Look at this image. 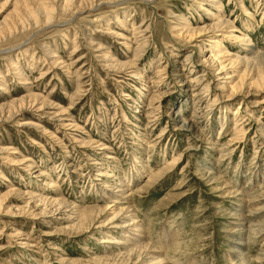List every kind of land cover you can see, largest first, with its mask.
<instances>
[{
	"label": "rangeland",
	"instance_id": "374dc122",
	"mask_svg": "<svg viewBox=\"0 0 264 264\" xmlns=\"http://www.w3.org/2000/svg\"><path fill=\"white\" fill-rule=\"evenodd\" d=\"M17 1L0 110L51 105L0 120V264H264V0Z\"/></svg>",
	"mask_w": 264,
	"mask_h": 264
},
{
	"label": "bare ground",
	"instance_id": "6f19581e",
	"mask_svg": "<svg viewBox=\"0 0 264 264\" xmlns=\"http://www.w3.org/2000/svg\"><path fill=\"white\" fill-rule=\"evenodd\" d=\"M20 2H21V0H18L17 1V6H19V4H20ZM84 3V2H83ZM69 4V3H68ZM71 4V3H70ZM21 5V4H20ZM81 5V4H80ZM21 7V6H20ZM70 8V7H69ZM80 8V7H79ZM15 17H16V15H15ZM17 18H18V16H17ZM15 19V18H14ZM49 21V20H48ZM221 23H219L218 24V26L217 27H215V28H213L211 31H209L208 33H214V30H216V29H218V28H222V27H226V26H228V25H231V23L230 22H228V21H220ZM13 23V22H12ZM1 25L4 27V28H2V27H0V36L1 35H3V33H4V31L5 30H7L8 29V27H9V25H11V22H7V20L4 22V23H1ZM0 25V26H1ZM17 25V24H16ZM178 25H180V24H178ZM181 26V25H180ZM183 27V26H182ZM189 27V26H188ZM188 27H186L187 29H184L183 28V31H181L180 32V34L179 35H184V34H186V36H185V38L187 37V38H189V39H194V37L195 36H198L200 33H202L203 35L204 34H206L207 32H204L206 29L205 28H203V29H192V28H188ZM16 27H14V28H12V29H15ZM9 30V29H8ZM179 30H182V29H179ZM7 32V31H6ZM179 32V31H178ZM8 33H10V30L8 31ZM6 35H8V34H6ZM217 36H221V35H217ZM8 36H5V37H3V36H1L0 37V41L1 40H3V39H5V38H7ZM186 38V39H187ZM212 40H209V42H211ZM224 42H222V44H223ZM217 44H218V47L217 48H219V47H221V42L219 41V42H217ZM9 50V49H8ZM8 50H4L2 53H6ZM220 52H223L222 50H220ZM8 53V52H7ZM226 54V53H225ZM193 56H194V54H191V53H188L187 54V56H186V58H185V61H184V63L183 64H188V63H190V65L191 64H193L194 63V61H193ZM106 57V60L112 65L111 67L113 68V69H123V68H127L128 67V65L129 64H121V65H118V63L117 64H114L111 60V58L109 57L108 58V56H105ZM248 59H244V61H247ZM62 63V62H61ZM247 64H248V61H247ZM204 65H206L204 62H202V63H200L199 64V66H204ZM218 65L219 66H222V64L220 65V63L218 62ZM249 66V65H248ZM225 67L226 66H222V70H224L225 69ZM249 68V67H248ZM246 70H247V68H246ZM20 73V72H19ZM245 73H246V71H245ZM264 73V72H263ZM203 76H205V75H201L200 77H203ZM262 76H263V74H262ZM231 78V77H230ZM227 79V78H226ZM258 79H261L262 81H264V78L262 77V78H258ZM260 81V80H259ZM261 82V81H260ZM263 84V83H262ZM241 85H243L242 83H241ZM256 85H258V84H256ZM261 85V84H260ZM259 85V86H260ZM205 89H207L208 88V84H206L205 85V87H204ZM240 83H239V85H236V86H234L233 88H232V94L230 95V97H234L237 93H238V91L241 89V88H243V86L240 88ZM28 99V100H27ZM27 99H22V100H18V101H15L13 104H11L10 106H8L7 108H3V109H1L0 110V120H10V119H14V118H17L19 115V113L18 112H20V111H22V110H24L25 108H26V106L27 105H29V106H31V107H33L36 103H40L41 101H42V106H41V108H49L50 107V103H48L46 100H43V99H41L40 97H38V96H36V95H32V96H30L29 98H27ZM17 105H19V111L18 112H16L15 111V108H16V106ZM52 107V106H51ZM30 108V107H29ZM40 108V109H41ZM5 110H7V112L5 111ZM118 192H125V190H121V191H118ZM43 200V199H42ZM125 227V226H124ZM127 227H129V225L127 226ZM242 232V231H241ZM141 238L142 237H138L137 238V241H140L141 240ZM129 241H131V240H129ZM139 249V250H138ZM146 248H145V246H140V248L139 247H136V248H134L133 250H131L130 252H128L127 254H125L124 256H123V260H130V259H132L133 257L135 258V260H140L141 259V256L146 252ZM137 254H138V256H137ZM122 259V258H121ZM107 260H110L109 258H107ZM157 262H159V260H157L156 261V263Z\"/></svg>",
	"mask_w": 264,
	"mask_h": 264
}]
</instances>
